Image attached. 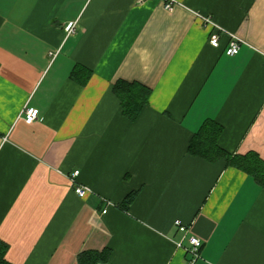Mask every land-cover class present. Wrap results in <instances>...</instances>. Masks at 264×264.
<instances>
[{"label":"crops","instance_id":"1","mask_svg":"<svg viewBox=\"0 0 264 264\" xmlns=\"http://www.w3.org/2000/svg\"><path fill=\"white\" fill-rule=\"evenodd\" d=\"M174 1L0 0V241L10 264H79L103 251L107 264H186L176 221L203 243L196 264H264V188L189 152L211 122L221 149L264 162V0ZM204 17L221 29L218 48ZM231 34L243 41L233 57ZM119 81L151 91L134 121L113 91ZM29 108L39 111L32 124Z\"/></svg>","mask_w":264,"mask_h":264},{"label":"trees","instance_id":"2","mask_svg":"<svg viewBox=\"0 0 264 264\" xmlns=\"http://www.w3.org/2000/svg\"><path fill=\"white\" fill-rule=\"evenodd\" d=\"M83 69H75L72 76L76 78ZM121 103L123 115L134 121L149 103L151 91L138 83L119 81L113 89ZM222 127L216 123H208L197 133L190 145L191 155L202 158L208 162L225 160L229 166L237 168L253 177L257 184L264 188V162L256 155L236 156L230 155L219 147V138ZM130 199V198H129ZM9 246L0 241V264H10L6 260ZM110 258L109 251L86 252L79 256V264H107Z\"/></svg>","mask_w":264,"mask_h":264},{"label":"built area","instance_id":"3","mask_svg":"<svg viewBox=\"0 0 264 264\" xmlns=\"http://www.w3.org/2000/svg\"><path fill=\"white\" fill-rule=\"evenodd\" d=\"M165 2H166L165 8L167 10H172L175 4V1L165 0ZM203 21L206 25L212 27V33L209 38V43L211 44V46L218 48L220 46V41H221L220 27H218L209 17H204ZM66 31L69 34L74 33V26L67 27ZM229 37H230V41L226 48V54L230 57H233L239 54L240 49H241V44L243 43V41L233 34L229 35ZM38 115H39V111L37 109H34V108L27 109L25 112L26 123L28 124L34 123L37 120ZM78 175H79V171H75L71 177V180H72L76 195H78L80 198H84L90 193V190L87 187L80 186L78 183H76V178L78 177ZM103 213L104 214L107 213V210L105 209ZM175 226L178 232L182 234L184 236L183 238H186L189 243L188 247H185L183 245V240L176 243L177 247L184 249L186 252V255L188 256V260L186 264H196L201 259V248L203 244L202 241L198 237H195V236L187 237V234L189 232V226L184 225L180 221H176Z\"/></svg>","mask_w":264,"mask_h":264}]
</instances>
